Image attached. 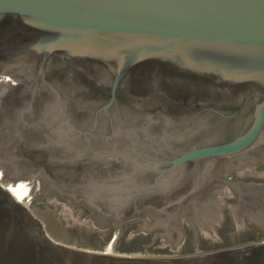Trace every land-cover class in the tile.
Segmentation results:
<instances>
[{
  "label": "water",
  "instance_id": "obj_1",
  "mask_svg": "<svg viewBox=\"0 0 264 264\" xmlns=\"http://www.w3.org/2000/svg\"><path fill=\"white\" fill-rule=\"evenodd\" d=\"M260 168L264 0H0V264H264V240L198 252L227 187L264 236V183L238 177ZM52 198L177 255L59 243L28 207Z\"/></svg>",
  "mask_w": 264,
  "mask_h": 264
},
{
  "label": "rangeland",
  "instance_id": "obj_2",
  "mask_svg": "<svg viewBox=\"0 0 264 264\" xmlns=\"http://www.w3.org/2000/svg\"><path fill=\"white\" fill-rule=\"evenodd\" d=\"M241 181L252 183H264V168L250 170V176H238ZM0 183L6 186L10 183L9 176H2ZM26 184L17 182L15 184ZM227 194L230 199L224 198V213H218V225L215 232L198 230V252L213 251L238 244L264 240V236L255 233L256 227L247 230L244 223L228 213V203L234 204L238 193L227 187ZM29 197L27 195L21 202L24 203ZM77 205L70 210L66 207L58 206L55 198L48 199L28 206L32 213L42 222L48 235L55 241L92 251H106L111 246L113 253L152 255V256H173L170 252L174 247L170 245L158 246L157 238L153 247H145V242H151V230L139 231L130 235L141 222H131L121 227V236L113 243H110L114 228L110 224L107 230H99L94 226V218H87L90 214L84 206H78L76 216H72ZM180 239L181 255L196 252L193 238L190 231L191 221L186 222L183 217Z\"/></svg>",
  "mask_w": 264,
  "mask_h": 264
},
{
  "label": "bare ground",
  "instance_id": "obj_3",
  "mask_svg": "<svg viewBox=\"0 0 264 264\" xmlns=\"http://www.w3.org/2000/svg\"><path fill=\"white\" fill-rule=\"evenodd\" d=\"M23 184L19 183L17 185H10L9 188H7V190L9 191V193L12 195V197L17 200V201H22L26 196L27 192H28V187H21L18 188L20 186H22ZM106 253H112L111 250V246L109 245L108 248L105 251Z\"/></svg>",
  "mask_w": 264,
  "mask_h": 264
},
{
  "label": "flooded vegetation",
  "instance_id": "obj_4",
  "mask_svg": "<svg viewBox=\"0 0 264 264\" xmlns=\"http://www.w3.org/2000/svg\"><path fill=\"white\" fill-rule=\"evenodd\" d=\"M237 192V191H236ZM238 193V195H239V192H237ZM78 206H82V205H78ZM131 223V222H130ZM129 224V223H128Z\"/></svg>",
  "mask_w": 264,
  "mask_h": 264
}]
</instances>
